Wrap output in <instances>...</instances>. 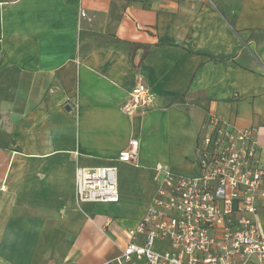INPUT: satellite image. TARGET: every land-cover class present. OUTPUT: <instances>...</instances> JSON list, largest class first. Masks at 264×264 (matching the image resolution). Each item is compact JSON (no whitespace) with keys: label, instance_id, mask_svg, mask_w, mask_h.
I'll return each instance as SVG.
<instances>
[{"label":"crops","instance_id":"0c3cea01","mask_svg":"<svg viewBox=\"0 0 264 264\" xmlns=\"http://www.w3.org/2000/svg\"><path fill=\"white\" fill-rule=\"evenodd\" d=\"M212 1L0 0V264L117 256L155 165L197 173L209 115L253 128L264 163V0ZM140 81L154 103L127 115ZM109 165L118 201L77 202L75 169Z\"/></svg>","mask_w":264,"mask_h":264},{"label":"built area","instance_id":"2783aa9c","mask_svg":"<svg viewBox=\"0 0 264 264\" xmlns=\"http://www.w3.org/2000/svg\"><path fill=\"white\" fill-rule=\"evenodd\" d=\"M194 1L215 7L212 0ZM81 16L84 12L81 11ZM155 94L143 82L131 89L121 107L127 115L149 109ZM254 129H238L209 115L195 149L197 173L180 175L156 164V192L145 215L126 230L121 252L98 264H264V230L259 224L264 201V163H260ZM137 141L116 160L136 157ZM114 165L77 167L75 199L79 203H116ZM114 224L106 217L103 228Z\"/></svg>","mask_w":264,"mask_h":264},{"label":"water","instance_id":"95a60500","mask_svg":"<svg viewBox=\"0 0 264 264\" xmlns=\"http://www.w3.org/2000/svg\"><path fill=\"white\" fill-rule=\"evenodd\" d=\"M68 108V107H67Z\"/></svg>","mask_w":264,"mask_h":264}]
</instances>
